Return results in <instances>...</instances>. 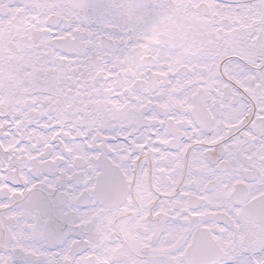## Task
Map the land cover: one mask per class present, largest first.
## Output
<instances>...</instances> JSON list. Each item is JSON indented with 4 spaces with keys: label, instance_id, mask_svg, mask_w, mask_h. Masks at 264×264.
Returning a JSON list of instances; mask_svg holds the SVG:
<instances>
[{
    "label": "snow or ice",
    "instance_id": "6c2138e0",
    "mask_svg": "<svg viewBox=\"0 0 264 264\" xmlns=\"http://www.w3.org/2000/svg\"><path fill=\"white\" fill-rule=\"evenodd\" d=\"M0 264H264V0H0Z\"/></svg>",
    "mask_w": 264,
    "mask_h": 264
}]
</instances>
